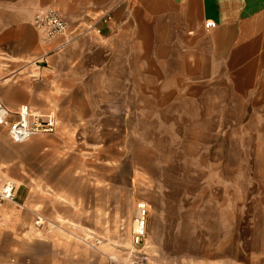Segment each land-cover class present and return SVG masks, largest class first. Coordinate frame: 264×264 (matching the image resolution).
Segmentation results:
<instances>
[{"label": "rangeland", "instance_id": "1", "mask_svg": "<svg viewBox=\"0 0 264 264\" xmlns=\"http://www.w3.org/2000/svg\"><path fill=\"white\" fill-rule=\"evenodd\" d=\"M147 82L126 116L58 123L20 144L0 128V175L17 188L0 264H264V90ZM139 200L147 234L134 246Z\"/></svg>", "mask_w": 264, "mask_h": 264}, {"label": "crops", "instance_id": "2", "mask_svg": "<svg viewBox=\"0 0 264 264\" xmlns=\"http://www.w3.org/2000/svg\"><path fill=\"white\" fill-rule=\"evenodd\" d=\"M47 8L68 27L43 42L31 21ZM207 21L215 29H204ZM149 75L203 79L188 91L264 90V0H0V100L8 109L51 112L55 130L126 116L133 100L147 98Z\"/></svg>", "mask_w": 264, "mask_h": 264}, {"label": "built area", "instance_id": "3", "mask_svg": "<svg viewBox=\"0 0 264 264\" xmlns=\"http://www.w3.org/2000/svg\"><path fill=\"white\" fill-rule=\"evenodd\" d=\"M110 14L106 13L101 19L107 22ZM34 30L42 36L43 42H49L65 33L67 21L53 8L36 12L31 21ZM214 21L204 23V29H215ZM0 128L4 129L7 137L13 143H24L39 135L52 134L56 128V119L53 113H37L27 105L17 110H10L0 100ZM17 188L13 181L0 175V226L3 224L2 212L6 204L17 205ZM149 206L144 201L135 202L132 220L131 242L134 246L142 243L147 234V218ZM108 264H116L109 261Z\"/></svg>", "mask_w": 264, "mask_h": 264}]
</instances>
